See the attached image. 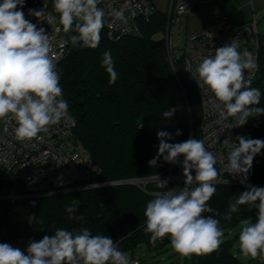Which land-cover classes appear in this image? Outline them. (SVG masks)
Segmentation results:
<instances>
[{"label": "clouds", "instance_id": "obj_1", "mask_svg": "<svg viewBox=\"0 0 264 264\" xmlns=\"http://www.w3.org/2000/svg\"><path fill=\"white\" fill-rule=\"evenodd\" d=\"M102 2L53 0V10L58 14L62 31L75 33L59 43L61 48L70 40L73 47L95 49L106 25L128 23L125 9L112 8L106 12L99 6ZM24 5L25 0L0 2V120L15 121L14 135L20 141L39 139L41 133H48L50 126L66 118L69 111L60 86L53 36L26 18ZM46 9V4L41 10L29 9L28 15L52 26L57 16ZM60 31V27L55 28V32ZM240 48L239 41L233 39L216 48L213 56L198 62L194 72L201 90L211 93L203 104L217 110L221 120L231 117L230 128L242 127L249 118L264 115V107H258L262 92L252 87L250 79L259 65L253 52ZM102 67L109 74V83L114 84L118 73L110 50L103 54ZM175 111L169 108L163 116L171 118ZM180 134L177 130L176 135ZM157 137V156L148 161L149 165L157 166L161 157L170 164L181 163L179 157L183 156L185 180L179 190L152 193L154 199L147 203L144 211V231L150 234V243L155 247L158 241L168 237L172 249L183 257L218 250L224 235L220 219L215 218L220 214L203 215L214 213L207 202L220 182L221 172L216 167L220 161L216 153L208 150L203 139L169 143L172 136L166 131H158ZM236 141L228 153L227 163L223 164V171L240 177L247 190L229 202L223 219L231 221L241 206L257 210L255 221L252 217L240 220L238 247L243 256L264 261V187L247 184L254 157L264 149V140L240 135ZM228 143L229 140L224 141ZM167 184V180L157 178V188L166 189ZM66 210L73 214L70 218L84 219L75 217V207L69 206ZM14 247L0 243V264H135L110 236L93 235L86 227L78 231L57 228L52 236L29 241L27 254Z\"/></svg>", "mask_w": 264, "mask_h": 264}, {"label": "trees", "instance_id": "obj_2", "mask_svg": "<svg viewBox=\"0 0 264 264\" xmlns=\"http://www.w3.org/2000/svg\"><path fill=\"white\" fill-rule=\"evenodd\" d=\"M49 9L53 15V0ZM164 9L157 7L149 20H140V34L111 38L105 28L101 31L99 46L95 49L73 47L69 40L70 54L57 63L61 74L60 86L63 98L68 101L69 112L76 120L71 143L87 152L101 170L98 180H127L167 174H178L181 163L170 164L163 158L157 166L148 161L157 156L158 131L169 132V143H179L193 138L199 140L202 109L196 87L184 69L183 61L172 65L168 59L164 38H155L165 28ZM62 29V25H60ZM63 32V31H62ZM68 40L75 33H64ZM111 51L118 79L109 83V74L102 67L105 51ZM252 87L262 92L258 107H264V34L259 36V69L252 80ZM175 108L171 118L163 112ZM231 118V117H230ZM232 122L233 119L231 118ZM193 124V131H192ZM177 130L181 132L176 135ZM236 137L264 140V115L249 118L242 127L235 128ZM218 169V165H216ZM230 182L216 185V192L207 202L214 213L220 215V227L228 237L218 250L190 256L191 264H245L239 257L238 236L240 220L252 217L257 210L241 206L231 221L223 219L229 202L247 190L240 177L225 174ZM247 184L264 187V149L254 157ZM157 188V181L142 187L136 184H120L86 190L56 193L39 198L33 205L28 199H3L5 188L19 193V186L0 183V229L5 227L12 239L22 240L27 248L29 241H39L45 235L52 236L57 228L69 231L88 228L93 235L110 236L122 251L135 253V248L146 244L150 249L162 252L171 248L165 237L154 247L150 234H146L144 211ZM75 207V217L70 218L67 207ZM42 221V223H41ZM145 262V259H141ZM257 260L258 264H264Z\"/></svg>", "mask_w": 264, "mask_h": 264}, {"label": "built area", "instance_id": "obj_3", "mask_svg": "<svg viewBox=\"0 0 264 264\" xmlns=\"http://www.w3.org/2000/svg\"><path fill=\"white\" fill-rule=\"evenodd\" d=\"M50 1L25 0L22 10L26 18L38 28L44 27L49 35L52 34L54 53L59 63L70 54L69 43L63 48L59 46L61 41L67 40L62 29L59 33L55 32V28L60 25L56 22L51 26L46 21L28 15L29 9L41 10L45 4L47 12L52 14L49 9ZM211 1L216 0H167V6L164 8L166 23L163 38L170 63L174 65L177 61H183L184 69L196 87L203 115L199 140L203 139L208 150L216 153L220 161L217 164L218 170L221 172L220 182L217 184H221L229 182L225 177L227 172L223 171V164L227 163L231 146L237 143L236 132L235 128H230L233 123L231 118L221 120L217 110H213L210 105L203 104L204 99L207 100L211 93L201 90L198 86L194 75L195 68L203 58L213 56L216 48L230 43L233 39L239 41L241 51L253 52L259 65V33L254 22L251 21L234 28L230 33H224L223 30L229 20L227 16L214 18L213 27L221 32L218 35L213 34L210 27L196 33H189V16L200 5ZM99 6L106 12L112 8L125 9V16L128 17L127 24L117 23L112 27L107 25L104 27L111 38L140 34V20H149L158 7L153 0H103ZM258 69L250 75L251 80L256 77ZM75 127L76 120L68 111L66 118L57 125L50 126L49 132L41 133L39 139L20 141L14 135L15 121L7 118L0 120V183L15 184L22 190L14 193L10 188H5L6 193L1 198L28 199L35 205L39 198L68 191L120 183L145 187L147 183L143 178L117 181L98 180L101 170L94 159L79 146L71 143ZM225 140H229L227 145L224 144ZM72 165L80 171L79 176L68 174L67 170L71 169ZM192 175H195L194 171ZM159 179L173 182V190L183 188L185 177L182 164L178 174H166ZM14 248H19L27 254V248L24 246ZM129 256L135 264H141L137 254L129 253Z\"/></svg>", "mask_w": 264, "mask_h": 264}, {"label": "crops", "instance_id": "obj_4", "mask_svg": "<svg viewBox=\"0 0 264 264\" xmlns=\"http://www.w3.org/2000/svg\"><path fill=\"white\" fill-rule=\"evenodd\" d=\"M153 1L161 9L167 6V0L165 7L159 5L156 0ZM217 16H227L229 18L228 24L223 30L224 33H230L234 28L251 21L254 22L259 36L264 34V0H216L203 3L189 16V33H191L190 29L197 30L210 27L213 34H220L221 32L212 26L214 18ZM4 243H7V241ZM18 247H21V245ZM147 248L153 250L148 246ZM259 261L264 263L261 259Z\"/></svg>", "mask_w": 264, "mask_h": 264}, {"label": "rangeland", "instance_id": "obj_5", "mask_svg": "<svg viewBox=\"0 0 264 264\" xmlns=\"http://www.w3.org/2000/svg\"><path fill=\"white\" fill-rule=\"evenodd\" d=\"M156 2L163 7L166 6V0H156ZM212 26H213V23H212ZM202 29H204V28H200L197 30H191L190 29V32L196 33V32L201 31ZM163 37H164V30L155 36V38H163ZM192 131H193V124H192ZM190 138H193V133L191 134ZM171 168H172V166H170L169 168L164 170L163 173H161V175L166 176L167 171H170ZM67 172H68V174L73 175L75 177L79 176V174H80V171L76 169L75 165H72V168L67 170ZM161 175L159 174V175H153L150 177H143V179L146 180V183H149L151 181H156L158 177H162ZM120 184H125V183H120ZM120 184H115V185H120ZM129 184H131V183H129ZM111 186H113V185H111ZM173 186H174V183L170 187V189H172ZM227 237H228V235L224 234L222 237V241L225 240ZM6 241H7V243L11 244L12 246L18 247L19 245H22V240L12 239L10 237L8 230L5 227H3L2 229H0V243H4ZM234 251L236 253H238L240 259L245 264H258L257 260L252 259L250 257L243 256L242 254L237 252V249H235ZM123 252H125L128 255H129V253H131V252H126V251H123ZM135 254L138 255L141 264H191L190 257H183V256L179 255L178 253H176L172 249V247L170 249L164 250L162 252H156L154 250H149L147 248V245L143 244V245H140L139 247L135 248ZM141 259H145V262H142Z\"/></svg>", "mask_w": 264, "mask_h": 264}]
</instances>
